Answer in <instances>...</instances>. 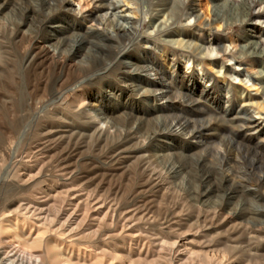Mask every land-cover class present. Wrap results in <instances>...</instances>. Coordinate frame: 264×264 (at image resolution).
<instances>
[{"label": "rangeland", "instance_id": "rangeland-1", "mask_svg": "<svg viewBox=\"0 0 264 264\" xmlns=\"http://www.w3.org/2000/svg\"><path fill=\"white\" fill-rule=\"evenodd\" d=\"M130 1L0 0V223L42 227L33 264H264V0Z\"/></svg>", "mask_w": 264, "mask_h": 264}, {"label": "bare ground", "instance_id": "bare-ground-1", "mask_svg": "<svg viewBox=\"0 0 264 264\" xmlns=\"http://www.w3.org/2000/svg\"><path fill=\"white\" fill-rule=\"evenodd\" d=\"M125 1H127V2H132V1H130V0H125ZM248 2H249V4H251L252 2H254L253 0H248ZM139 6L137 5V8H130L129 10H128V13H129V15H132L133 13H136V10H138L139 8H138ZM77 10L78 11H80L81 12V9L79 8V6L77 7ZM191 13H193L194 12V8H192L191 9V11H190ZM129 18H131V16H129ZM259 19V18H258ZM128 20V19H127ZM132 23H131V26L133 27V30L135 31V32H137V27H138V25H140V24H138V23H136V22H138V21H136V20H133V21H131ZM95 23H102L101 21H97V22H95ZM139 23H141V22H139ZM133 25H135V26H133ZM94 27L95 28H97V25H94L93 23H91L89 26H88V28L89 29H94ZM87 28V29H88ZM103 28H105V27H103ZM113 31L114 32H116V34H117V32H118V28H114L113 27ZM120 33V32H119ZM128 33V32H127ZM135 34V33H134ZM133 34V39H136L137 38V34L136 35H134ZM139 34V33H138ZM103 35V34H102ZM143 39V41H145V42H150V40H149V37L147 36V37H144V38H142ZM209 39V42H210V44L213 42L212 41V38H208ZM139 40H140V38H139ZM215 41H216V43L219 45L220 43H221V40L219 39V38H215ZM215 41H214V43H215ZM155 42V44H157L156 43V41H154ZM261 52H263L264 53V38H262V43H261ZM211 46V45H210ZM216 46H213V47H208V51H209V53H211V55H213V54H217L218 53V51H216V48H215ZM172 54H173V57L170 59V64L174 67L173 68V72L175 73V76H172L171 78L172 79H176V78H178V74L179 73H182L183 72V74L185 73L186 74V72L188 71V69H190V67H191V64H192V62L193 61H195V60H197L196 59V54H194L193 52H190V51H184V50H182V49H178V48H172ZM224 55L226 56V57H228V56H231V55H233V52L231 51V50H229L228 48H226L224 51ZM146 57V56H145ZM174 57H177V59H181L182 61H183V63L181 64L180 62H178V61H176L175 60V58ZM128 63V62H127ZM130 64V63H129ZM128 65V64H127ZM131 65V64H130ZM200 69H201V71L198 73V75L197 76H191L190 77V80H191V82H192V84L194 85V87L193 88H195V86H197V85H201V86H206V82L207 81H212L213 83H214V78L211 76V74L208 72V71H206L204 68H203V65H201L200 66ZM183 74H182V76H183ZM150 79V78H149ZM200 80V81H199ZM202 80V81H201ZM174 81V80H173ZM187 82V81H186ZM256 83V82H255ZM156 85H158V83L156 84ZM74 87V86H73ZM160 87H164V85L163 86H160ZM159 89V88H158ZM196 89V88H195ZM156 91H157V89H155ZM197 90V89H196ZM203 91L204 90H201V93H203ZM227 91H229V88H228V90ZM146 92V90H142L141 91V94L143 95L144 93ZM164 92V91H163ZM231 92V91H230ZM149 93V92H148ZM153 93V99L156 101V100H158V99H161V98H163V95L164 94H161V93H158V92H152ZM146 94V93H145ZM141 95V96H142ZM144 96V98L145 99H147V100H149V96H147V95H143ZM233 96V95H232ZM230 97H231V95H230ZM229 97V98H230ZM144 101H146V100H144ZM243 113H245V115L247 116V119H241V121H243L245 124H247V123H252L253 125H255V126H257V127H259L260 128V130H262V129H264V126L260 123V122H258V120L256 119V117H254V114H252V113H248V111H244ZM256 114H259L260 113V111H256L255 112ZM93 118L94 119H102V116H100V113H97V114H94L93 115ZM104 121H106V127H110V124H108V120L106 119H104ZM180 127V125L179 126H177V128H176V130H178V128ZM197 137V136H196ZM199 137V136H198ZM167 149V148H166ZM25 214V213H24ZM21 217H22V215H21ZM3 221H5V220H3ZM3 223V222H2ZM2 223H0V229H1V227H3V228H5L8 232H10L11 233V236L13 237H11V239H9L10 240V245L12 244V243H15V241H17L18 242V244H23V245H20V249H21V254L22 255H20V256H22L21 257V259H20V262H19V264H33L34 262L32 261L33 260V258H35V255L31 252V251H29V249H28V247L30 248V245L32 246V245H39V244H41V243H43V241H45V239H44V237H43V232H44V230H42L40 227L38 228H35V234L33 235V233H31V230L33 229V224H30L28 221H27V219H25V218H20V217H14V218H12V219H7V222L6 223H4V224H2ZM29 227V228H31V230H30V232L28 233V234H30V236H28V234L27 235H25V233H26V227ZM2 228V229H3ZM4 230V229H3ZM33 231V230H32ZM3 232V231H2ZM5 233H7V232H5ZM60 233V232H59ZM24 235L25 236H27V238H25L24 237ZM9 236V235H8ZM56 236V235H55ZM6 237H7V235H6ZM8 241V240H7ZM77 241V240H76ZM20 242V243H19ZM60 243L61 242H59L58 240H57V238H51V239H49L48 240V243L46 244V246H47V249H48V253H49V256L48 255H46L48 258H47V261H48V259H49V262H55V261H57L62 255L65 257V250L63 251V249L64 248H62L61 246H60ZM63 243V242H62ZM17 244V245H18ZM29 245V246H28ZM64 246V245H63ZM22 247V248H21ZM17 248H18V246H17ZM66 249V248H65ZM72 249V248H71ZM17 250H19V249H17ZM71 251V250H70ZM86 251V250H85ZM89 251V250H88ZM64 252V253H63ZM17 253V252H16ZM15 253V254H16ZM19 253V252H18ZM91 253V252H90ZM89 253V254H90ZM14 254V255H15ZM13 255V256H14ZM18 255V254H17ZM8 256V255H7ZM19 256V257H20ZM23 256H25V259H26V261L23 259L24 257ZM36 256H38V254L36 255ZM18 257V256H17ZM63 257V258H64ZM66 257H67V255H66ZM82 257V256H81ZM11 258V257H10ZM9 258V259H10ZM39 258V257H38ZM83 258V257H82ZM13 260H14V258H12ZM28 259V260H27ZM40 259V258H39ZM19 260V259H18ZM72 259H65V263L64 264H80L81 262H79V261H71ZM11 261V260H10ZM36 261H38V259L36 260ZM14 262V261H13ZM16 262H17V259H16ZM37 264H39L38 262H36ZM50 263V264H51ZM10 264H11V262H10ZM14 264V263H13ZM53 264V263H52ZM83 264V263H82Z\"/></svg>", "mask_w": 264, "mask_h": 264}]
</instances>
